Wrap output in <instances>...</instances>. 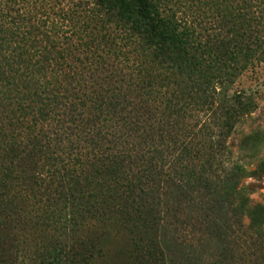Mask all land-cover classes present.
<instances>
[{
    "label": "trees",
    "instance_id": "trees-1",
    "mask_svg": "<svg viewBox=\"0 0 264 264\" xmlns=\"http://www.w3.org/2000/svg\"><path fill=\"white\" fill-rule=\"evenodd\" d=\"M96 3L0 6V264L18 236L91 264L112 233L141 264H264V204L227 142L257 108L229 91L264 62V0L214 1L230 28L209 40L155 0Z\"/></svg>",
    "mask_w": 264,
    "mask_h": 264
},
{
    "label": "rangeland",
    "instance_id": "rangeland-1",
    "mask_svg": "<svg viewBox=\"0 0 264 264\" xmlns=\"http://www.w3.org/2000/svg\"><path fill=\"white\" fill-rule=\"evenodd\" d=\"M155 1L161 6L163 14L175 16L183 22L182 24L187 22L202 40H209L217 35L220 38L228 37L230 25L222 22L221 14H214L213 2L216 0ZM84 3V12L89 11L93 16L105 14L102 8L99 9L96 0H84ZM66 4L67 0H0V6H6L12 14H37V18L42 21L46 18L53 20L58 14H63L62 9H65ZM111 18L116 20H110L113 21L110 23L112 30L114 34H119L120 21L115 16ZM94 27L99 28L100 23H96ZM125 47L122 45V48ZM234 90H242L251 95L257 108L241 118L229 134L227 142L232 152V160L244 166L251 176L247 178L248 182L256 184V191L251 195L252 202L264 204V62L251 65L239 75L231 85L229 93L232 94ZM7 244L11 250L8 254L12 257L18 249L20 264H46L49 253L43 246L47 247L49 243L42 237L31 240L18 236L17 241L9 239ZM96 246L100 253L92 258L91 264H141L140 253L127 236L114 233L99 235L96 238ZM62 264H69V259L65 257Z\"/></svg>",
    "mask_w": 264,
    "mask_h": 264
}]
</instances>
